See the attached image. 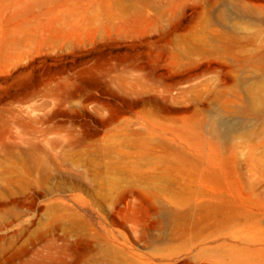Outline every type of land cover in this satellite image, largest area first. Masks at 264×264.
Listing matches in <instances>:
<instances>
[{"label": "rangeland", "instance_id": "1", "mask_svg": "<svg viewBox=\"0 0 264 264\" xmlns=\"http://www.w3.org/2000/svg\"><path fill=\"white\" fill-rule=\"evenodd\" d=\"M263 81L264 0H0V264H264Z\"/></svg>", "mask_w": 264, "mask_h": 264}, {"label": "bare ground", "instance_id": "2", "mask_svg": "<svg viewBox=\"0 0 264 264\" xmlns=\"http://www.w3.org/2000/svg\"><path fill=\"white\" fill-rule=\"evenodd\" d=\"M263 82H264V81H263ZM260 88H261L260 90H258V89H257V90H256V89L253 90V89H252L251 92L253 93L254 91H257V92H259V93H262L261 100L264 101V86H260ZM214 130H216V128H214Z\"/></svg>", "mask_w": 264, "mask_h": 264}]
</instances>
